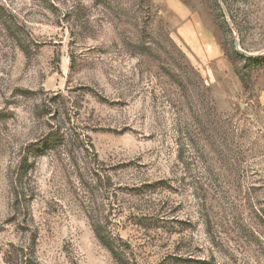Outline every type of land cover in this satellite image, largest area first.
Returning a JSON list of instances; mask_svg holds the SVG:
<instances>
[{
    "label": "rangeland",
    "instance_id": "1",
    "mask_svg": "<svg viewBox=\"0 0 264 264\" xmlns=\"http://www.w3.org/2000/svg\"><path fill=\"white\" fill-rule=\"evenodd\" d=\"M0 264H264V0H0Z\"/></svg>",
    "mask_w": 264,
    "mask_h": 264
},
{
    "label": "trees",
    "instance_id": "2",
    "mask_svg": "<svg viewBox=\"0 0 264 264\" xmlns=\"http://www.w3.org/2000/svg\"><path fill=\"white\" fill-rule=\"evenodd\" d=\"M17 187H20L19 189H17ZM15 191H14V194H15V199L16 200H18L19 201V199L21 200L19 203L20 204H22L21 202L22 201H25V194H24V192H23V188H22V186L20 185H18V186H16L15 187V189H14ZM98 238H99V240L101 241V243L104 245V246H106L107 248H108V250H110L112 253H113V249L109 246V244L106 242V240H105V238H104V236L103 235H101L99 232H98Z\"/></svg>",
    "mask_w": 264,
    "mask_h": 264
},
{
    "label": "water",
    "instance_id": "3",
    "mask_svg": "<svg viewBox=\"0 0 264 264\" xmlns=\"http://www.w3.org/2000/svg\"><path fill=\"white\" fill-rule=\"evenodd\" d=\"M236 48H238V46L236 45Z\"/></svg>",
    "mask_w": 264,
    "mask_h": 264
}]
</instances>
